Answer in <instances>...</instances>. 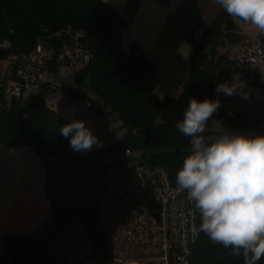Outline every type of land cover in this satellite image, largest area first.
Wrapping results in <instances>:
<instances>
[{
	"label": "trees",
	"instance_id": "obj_1",
	"mask_svg": "<svg viewBox=\"0 0 264 264\" xmlns=\"http://www.w3.org/2000/svg\"><path fill=\"white\" fill-rule=\"evenodd\" d=\"M124 27L122 17L103 0H0V147L24 145L35 150L44 165V187L51 208L48 220L37 230L4 235L17 264H67L57 235L73 217L83 222L97 264H113L97 220L103 148L138 151L140 165L153 173L164 170L170 184L177 186L176 174L190 154V138L180 133L176 124L183 120L192 97L214 99L217 84L226 82L231 74L223 38L245 40L233 30V21L224 34L206 30L197 40L194 27L186 35L192 44L191 70L183 88L177 96H160L151 83L153 62L135 45L128 51L122 49ZM68 28L81 33L82 43L92 54L71 75L82 91L70 92L75 96L89 92L92 99L100 98L102 104L94 107L95 111L114 115L120 128L126 129L111 143L86 152H74L68 139L59 134L60 127L77 119V112L65 118L44 99L45 92L57 90L52 76L43 81L38 99L20 100L3 94L7 83L17 81V59L41 45L53 62L69 37ZM259 37L264 42V33ZM132 159L131 155L128 161ZM191 264H243V257L232 256L231 248L213 243L201 232L192 247ZM257 264H264V257Z\"/></svg>",
	"mask_w": 264,
	"mask_h": 264
},
{
	"label": "built area",
	"instance_id": "obj_2",
	"mask_svg": "<svg viewBox=\"0 0 264 264\" xmlns=\"http://www.w3.org/2000/svg\"><path fill=\"white\" fill-rule=\"evenodd\" d=\"M160 1L166 4L170 0ZM206 30L207 26L200 22L193 38L199 39ZM66 34L69 37L53 62L41 45L17 59V81L4 86L6 98L38 99L48 76H71L88 62L92 54L82 43L81 33L68 28ZM223 42V51L232 67L226 81H231L233 73H239L247 83L245 90L250 93L251 104L242 112H229L214 119L222 123L227 118L241 120L242 132L255 129L264 134V42L259 36L240 42L223 38ZM55 92H45L44 99L59 100L65 108L77 112L79 107H91L89 92L75 96L64 89L59 97ZM102 153L103 188L96 196L97 220L113 264H191L192 247L200 234L194 238L192 228H199L202 221L187 193H177V186L170 184L164 170L153 173L147 168L139 173L136 185L124 186L120 174L127 170L132 151L110 150L105 146ZM57 239L67 264H97L93 243L81 219L71 218L58 232ZM0 264H17L3 238H0Z\"/></svg>",
	"mask_w": 264,
	"mask_h": 264
},
{
	"label": "clouds",
	"instance_id": "obj_3",
	"mask_svg": "<svg viewBox=\"0 0 264 264\" xmlns=\"http://www.w3.org/2000/svg\"><path fill=\"white\" fill-rule=\"evenodd\" d=\"M217 12L254 25L264 33V0H211ZM210 23L208 20H205ZM247 83L239 73L217 84V98L189 100L176 128L190 138V154L176 174V192L187 193L202 223L192 236L204 233L213 242L231 248L243 264H257L264 257V134L227 130L214 119L222 107L219 96L248 100ZM211 121V124H209ZM74 152L90 151L102 141L81 119L60 127Z\"/></svg>",
	"mask_w": 264,
	"mask_h": 264
},
{
	"label": "crops",
	"instance_id": "obj_4",
	"mask_svg": "<svg viewBox=\"0 0 264 264\" xmlns=\"http://www.w3.org/2000/svg\"><path fill=\"white\" fill-rule=\"evenodd\" d=\"M103 1L125 22L122 49L135 45L153 62L151 83L160 96L181 92L191 70L192 44L186 35L196 24L202 22L208 30L221 33L233 21V30L247 39L234 18L217 12L211 0ZM44 182V165L33 148L0 147V238L30 233L48 220L51 208Z\"/></svg>",
	"mask_w": 264,
	"mask_h": 264
},
{
	"label": "rangeland",
	"instance_id": "obj_5",
	"mask_svg": "<svg viewBox=\"0 0 264 264\" xmlns=\"http://www.w3.org/2000/svg\"><path fill=\"white\" fill-rule=\"evenodd\" d=\"M234 22L239 24L241 31L247 38H256L261 35V32L254 25L244 23L242 20L235 18ZM50 78L55 84H57V90L55 92L57 97L61 95V92L64 89L75 92L82 91V88L75 84L73 76ZM215 98H217V95ZM219 99L222 103V107L219 110L218 115H215L214 118L228 114L229 112H242L251 104L250 98L248 100H243L239 96L227 97L221 95L219 96ZM92 104L93 107L91 108L79 107L78 112L75 110H68L59 100L53 101L49 106L65 118H71L77 112V119L87 122V126H89L94 134L98 136L99 140L102 141L103 146L121 137L126 129L120 128V122L116 120L115 116L111 114L100 115L95 111L94 107H99L102 104L100 98L94 97L91 101V105ZM240 121L234 118H227L223 125L227 130L242 132L244 125ZM95 148L99 147L94 145L91 150ZM132 157L133 159L128 164L127 170L120 174L121 183L127 187L137 184L138 175L145 168L140 165L141 157L138 151H132Z\"/></svg>",
	"mask_w": 264,
	"mask_h": 264
},
{
	"label": "water",
	"instance_id": "obj_6",
	"mask_svg": "<svg viewBox=\"0 0 264 264\" xmlns=\"http://www.w3.org/2000/svg\"><path fill=\"white\" fill-rule=\"evenodd\" d=\"M146 153H147V157H149V155H150L149 147H147V151H146Z\"/></svg>",
	"mask_w": 264,
	"mask_h": 264
}]
</instances>
